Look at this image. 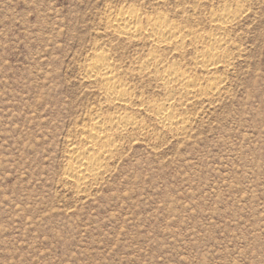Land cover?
<instances>
[{
    "label": "rangeland",
    "instance_id": "obj_1",
    "mask_svg": "<svg viewBox=\"0 0 264 264\" xmlns=\"http://www.w3.org/2000/svg\"><path fill=\"white\" fill-rule=\"evenodd\" d=\"M186 1L200 10L0 0V264H264V0L231 1L246 10L230 28L225 87L179 106L192 119L185 136L154 130L126 144L83 194L63 180L69 140L101 101L82 79L93 51L128 69L147 54L108 32L107 14L162 11L208 30L216 0ZM130 78L136 93L165 97L147 77Z\"/></svg>",
    "mask_w": 264,
    "mask_h": 264
},
{
    "label": "bare ground",
    "instance_id": "obj_2",
    "mask_svg": "<svg viewBox=\"0 0 264 264\" xmlns=\"http://www.w3.org/2000/svg\"><path fill=\"white\" fill-rule=\"evenodd\" d=\"M154 1L157 5L173 1L182 6V12L186 9L196 13L200 8L197 3L187 9L186 0ZM231 1L216 0L218 6L208 14V30L173 19L162 11L152 14L123 7L107 14L105 29L124 41L142 43L147 54L128 69L114 61L108 50L96 49L86 64L82 79L95 84L101 101L88 109L87 122L69 140L63 175V180L73 184L79 194L110 173L113 160L126 144L133 147L140 140L151 139L154 130L185 136L192 119L179 106L186 108L196 98L212 100L222 94L225 80L219 71L233 61L230 28L246 10L240 1L235 7ZM187 53L192 56L182 62ZM170 57L180 60L172 61ZM132 76L147 77L165 97L151 99L136 93Z\"/></svg>",
    "mask_w": 264,
    "mask_h": 264
}]
</instances>
